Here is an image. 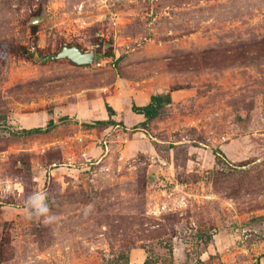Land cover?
<instances>
[{"label": "rangeland", "instance_id": "obj_1", "mask_svg": "<svg viewBox=\"0 0 264 264\" xmlns=\"http://www.w3.org/2000/svg\"><path fill=\"white\" fill-rule=\"evenodd\" d=\"M145 260L264 264V0H0V264Z\"/></svg>", "mask_w": 264, "mask_h": 264}, {"label": "trees", "instance_id": "obj_2", "mask_svg": "<svg viewBox=\"0 0 264 264\" xmlns=\"http://www.w3.org/2000/svg\"><path fill=\"white\" fill-rule=\"evenodd\" d=\"M32 32H34V28L32 29ZM170 102V96L168 93H156L152 94L149 97V101L147 104L143 106H136L132 105L131 110L134 111L137 114H141L144 117V121H142L139 126L144 127L147 122L157 117L164 106L169 104ZM105 108L109 115L114 114L113 109L110 106L105 105ZM114 121H105V120H96L92 123V125H106V124H113ZM53 126L52 120L49 118L46 120V126L44 128L41 127H34L30 129H22L21 132L26 134H38L41 132H46L50 130ZM215 154V163L217 162V155L216 152L213 151ZM142 264H147V261H143Z\"/></svg>", "mask_w": 264, "mask_h": 264}, {"label": "clouds", "instance_id": "obj_3", "mask_svg": "<svg viewBox=\"0 0 264 264\" xmlns=\"http://www.w3.org/2000/svg\"><path fill=\"white\" fill-rule=\"evenodd\" d=\"M28 209V218L41 221L46 226L56 222V216L51 211V206L48 201V196L45 193H33L26 200ZM92 206H89L85 211V216L91 212Z\"/></svg>", "mask_w": 264, "mask_h": 264}, {"label": "water", "instance_id": "obj_4", "mask_svg": "<svg viewBox=\"0 0 264 264\" xmlns=\"http://www.w3.org/2000/svg\"><path fill=\"white\" fill-rule=\"evenodd\" d=\"M52 58V59H60V58H67L71 62L77 65H84L94 61L95 54L92 51L89 52H82L76 46L70 47H63L61 51L56 54H50L49 56L45 57V59Z\"/></svg>", "mask_w": 264, "mask_h": 264}, {"label": "crops", "instance_id": "obj_5", "mask_svg": "<svg viewBox=\"0 0 264 264\" xmlns=\"http://www.w3.org/2000/svg\"><path fill=\"white\" fill-rule=\"evenodd\" d=\"M149 97H150V95L147 96V98L141 96V97H140V100H139L138 103H137V106H143V105L147 104V102H148V100H149ZM136 115L140 117V114H136ZM132 118H133V117H132ZM139 120H140V119H137V122H138ZM139 122H140V121H139Z\"/></svg>", "mask_w": 264, "mask_h": 264}, {"label": "built area", "instance_id": "obj_6", "mask_svg": "<svg viewBox=\"0 0 264 264\" xmlns=\"http://www.w3.org/2000/svg\"><path fill=\"white\" fill-rule=\"evenodd\" d=\"M180 202H182V200H181ZM182 203H183V202H182Z\"/></svg>", "mask_w": 264, "mask_h": 264}]
</instances>
